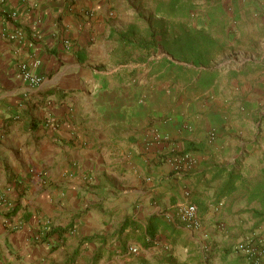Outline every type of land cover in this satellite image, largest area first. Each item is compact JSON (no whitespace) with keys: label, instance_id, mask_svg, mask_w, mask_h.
Returning <instances> with one entry per match:
<instances>
[{"label":"crops","instance_id":"obj_1","mask_svg":"<svg viewBox=\"0 0 264 264\" xmlns=\"http://www.w3.org/2000/svg\"><path fill=\"white\" fill-rule=\"evenodd\" d=\"M170 4L0 0V264H249L234 248L264 223L249 201L264 184V0L198 5L202 28L207 5L224 26L200 68L164 46ZM186 197L199 229L167 217Z\"/></svg>","mask_w":264,"mask_h":264},{"label":"trees","instance_id":"obj_2","mask_svg":"<svg viewBox=\"0 0 264 264\" xmlns=\"http://www.w3.org/2000/svg\"><path fill=\"white\" fill-rule=\"evenodd\" d=\"M171 4L169 6L168 12L171 13L173 11L174 14L182 16L184 12L190 11L188 8L193 9L194 2L193 0H170ZM221 8L218 5H207V18H208V27L211 28L215 24L218 23L217 18L220 13ZM165 13V12H164ZM205 29L201 28L196 30L194 28L181 29L178 36L175 37L173 41L164 42V46L168 49L170 55L173 59L191 63V65L195 68L200 67H208L209 59L208 56L213 51L214 42H207L206 37H212L209 33H205ZM172 67H178L174 63H168ZM178 69V68H177ZM200 73V72H199ZM202 73V72H201ZM201 146H197L194 144H186L184 150L178 154L176 157H183L185 155H193V153L197 150H200ZM227 169L225 167L221 168L218 171V175H223L226 173ZM240 175H236V171L232 170L228 174V181L224 184L222 189L219 192V197H225L230 195L235 190V183L240 179ZM249 201H256L260 208L253 211L254 218L259 221V223L264 222V184H260L255 187L249 196ZM154 218L152 219V221ZM155 222V221H154ZM68 229L63 230H53L48 235L51 234H59L61 236ZM148 234L151 238L154 237L152 232L148 230ZM88 240V239H85ZM264 249V245H263Z\"/></svg>","mask_w":264,"mask_h":264},{"label":"built area","instance_id":"obj_3","mask_svg":"<svg viewBox=\"0 0 264 264\" xmlns=\"http://www.w3.org/2000/svg\"><path fill=\"white\" fill-rule=\"evenodd\" d=\"M20 33L11 35L10 39H17ZM22 79L32 87L39 86L43 82V77L29 69L26 63H21L19 66ZM178 161L184 162L188 167L194 164L192 155H185L178 157ZM39 177V181H40ZM168 218L176 217L177 220L187 229L195 230L201 227V218L198 207L195 203L186 197L181 203L175 207L172 215L167 214ZM264 238L252 234L238 243L234 251L245 258L249 264H262L264 260ZM137 246L128 247V254H136L138 252Z\"/></svg>","mask_w":264,"mask_h":264},{"label":"rangeland","instance_id":"obj_4","mask_svg":"<svg viewBox=\"0 0 264 264\" xmlns=\"http://www.w3.org/2000/svg\"><path fill=\"white\" fill-rule=\"evenodd\" d=\"M162 1V3H165L167 0H160V2ZM216 0H193V2L195 3L196 6L198 5H203L204 7L206 6V4L214 2ZM214 4V3H213ZM201 6H198L197 8L191 10V12H184L182 16L177 15L176 16V20H175V24H174V35H179L180 30L183 29H188V27H192L196 30L201 29L203 26H207L206 24V12L200 8ZM187 13V14H186ZM223 22H218L217 24H215L212 28H211V33L214 37H219L221 36L222 32H223V28L224 26H222ZM228 26V25H227ZM226 26V27H227ZM230 26L227 27V29H229ZM205 33H209L210 31L205 30ZM211 35V34H210ZM211 35V36H212ZM233 37V36H230ZM259 226H262L261 228ZM257 225V227H253L250 235L252 234H256L259 237L264 238V223L263 225ZM264 264V260L263 263Z\"/></svg>","mask_w":264,"mask_h":264}]
</instances>
